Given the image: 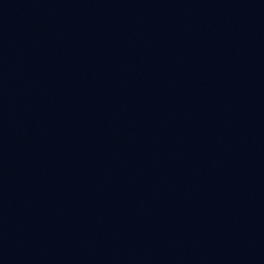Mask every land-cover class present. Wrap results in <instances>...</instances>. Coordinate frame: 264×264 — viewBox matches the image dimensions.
Returning a JSON list of instances; mask_svg holds the SVG:
<instances>
[{
  "label": "water",
  "instance_id": "water-1",
  "mask_svg": "<svg viewBox=\"0 0 264 264\" xmlns=\"http://www.w3.org/2000/svg\"><path fill=\"white\" fill-rule=\"evenodd\" d=\"M123 264H264V0H137Z\"/></svg>",
  "mask_w": 264,
  "mask_h": 264
}]
</instances>
